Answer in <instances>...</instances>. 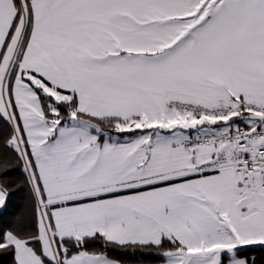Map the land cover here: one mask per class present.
Returning a JSON list of instances; mask_svg holds the SVG:
<instances>
[{"label": "snow or ice", "instance_id": "1", "mask_svg": "<svg viewBox=\"0 0 264 264\" xmlns=\"http://www.w3.org/2000/svg\"><path fill=\"white\" fill-rule=\"evenodd\" d=\"M0 264H264V0H0Z\"/></svg>", "mask_w": 264, "mask_h": 264}]
</instances>
